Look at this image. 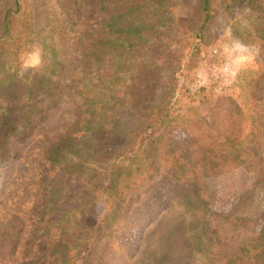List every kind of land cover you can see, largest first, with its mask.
<instances>
[{
	"label": "rangeland",
	"instance_id": "1",
	"mask_svg": "<svg viewBox=\"0 0 264 264\" xmlns=\"http://www.w3.org/2000/svg\"><path fill=\"white\" fill-rule=\"evenodd\" d=\"M11 1L0 0V19ZM99 1L18 0L15 39L0 38V264L59 262L53 234L66 223L47 222L43 188L59 191L61 200L69 191L63 182L42 184L48 157L90 176L105 169L120 152L125 133L142 122L165 85L175 80L189 94L206 88L243 101L244 88L255 79L251 96L258 116L241 148L240 165L206 178L204 188L185 197L156 183L157 177L146 180L136 188L134 204L165 209L132 228L124 217L137 213L133 205L110 236L107 201L94 191L89 194L94 217L85 223L95 227V240L89 248L77 246L76 258L67 264H229L248 243L264 253V0H213L199 35L201 0H113L104 10ZM106 21L113 33L119 26H136L130 42L117 34L108 39L102 29ZM91 40L100 48L85 60L80 45ZM104 62L110 77L103 82L97 69ZM43 63L55 70L49 104L37 88ZM86 81L109 86L98 98L108 102L93 105L106 108L104 114L82 101L93 96L79 91ZM192 106L207 122L208 105ZM171 200L174 206H168Z\"/></svg>",
	"mask_w": 264,
	"mask_h": 264
},
{
	"label": "trees",
	"instance_id": "2",
	"mask_svg": "<svg viewBox=\"0 0 264 264\" xmlns=\"http://www.w3.org/2000/svg\"><path fill=\"white\" fill-rule=\"evenodd\" d=\"M212 1H200V20L195 31L197 35L201 33L209 20V5ZM113 5V0H100L98 3L101 10L113 7ZM19 8L18 0H12L2 13L0 19L2 42H13L15 39L11 33L16 24L14 15ZM136 28L134 25L119 26V32L113 33L114 28L110 21H106L102 26L108 39L117 34V39L122 42H130L129 34ZM105 46L108 47L109 44H105ZM98 48L100 45L96 40L85 41L80 45L85 60L97 55ZM197 50L198 47L194 44L192 53L195 54ZM100 65L97 69L98 80L104 82L106 78L110 77V74L106 69L107 63H100ZM42 69L38 75L37 88L49 104L53 94L48 86L52 79L50 76L55 70L44 63ZM56 77L57 74L53 80ZM250 82L255 83V79ZM252 83L244 88L245 100L243 101H237L228 93L214 94L206 88H198L189 94L185 88L178 86L176 80L167 83L163 97L149 109L148 114L138 126L125 133L120 152L110 160L105 169L97 170L99 172L91 176L85 171L61 167L58 163H52L48 157L47 168L42 175V184L51 186L63 182L69 195L66 199L61 200L59 191H48L43 188L46 207L44 209H47L48 215L47 222L55 220L66 223L65 227H61L53 234V240H56V246L60 249L56 251L57 259L60 258L59 262L55 260L56 258H49L46 263L48 261L54 264L70 263L72 258H76L73 253L76 252L77 246L90 247L92 239L96 236V229L93 225L89 227L85 221L87 218L94 217L90 207L92 201H89V194L94 191L102 192L107 201V223L110 224L108 230L110 236L114 233V225L120 223L119 216L132 210L135 205L133 199L135 196L139 198V195L135 194V190L143 186L146 180L153 181L154 177H157L159 179L155 180L156 183H165L176 191L178 196L185 197L188 193L196 194L202 185L204 188L206 178L217 177L238 167L241 162V148L253 133L258 116L254 98L251 96ZM108 89H110L108 85L101 84L96 87L86 81L79 91L80 93L83 90L89 94L93 93L91 99L88 97L82 101L87 102L88 107H93L94 112L98 110L99 113L104 114L106 108H96L93 105L108 102L106 99L98 100V98H102L103 91ZM27 97L26 101L30 97V92ZM81 97L84 98V96ZM93 99L96 101L93 102ZM194 102L208 105L207 122L196 115L192 106ZM25 108L26 105L23 109ZM88 116H90L89 113ZM82 119L85 118L82 116ZM50 175H56V177L52 178L53 180L45 181ZM80 179L84 181L83 184ZM76 195H78L77 201L71 202L76 198ZM81 203L84 205L80 206ZM141 204L142 202L137 201L135 215L129 214L126 217L128 220L124 217L126 224L132 228L136 226L131 224L141 225L143 219L145 226L165 209L157 210L155 207L150 210V206H141ZM169 205L174 206V201L171 200ZM168 206L166 205V208ZM83 211L86 212L85 216H81ZM226 219L229 223L228 217ZM82 223L86 225L83 226ZM42 228L45 230L46 226ZM49 237L50 235L47 234V238ZM245 248L242 254H239L240 257L229 264H264L262 248H257L249 243L245 245ZM43 250L42 255L44 256ZM131 254L132 252H128L129 256ZM260 254L263 258H259ZM248 255L251 256L248 257ZM46 263L42 262V264Z\"/></svg>",
	"mask_w": 264,
	"mask_h": 264
}]
</instances>
